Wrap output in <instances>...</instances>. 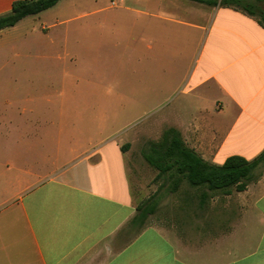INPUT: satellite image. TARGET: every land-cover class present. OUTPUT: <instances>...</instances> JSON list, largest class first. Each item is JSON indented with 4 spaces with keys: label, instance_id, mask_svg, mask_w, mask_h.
<instances>
[{
    "label": "crops",
    "instance_id": "1",
    "mask_svg": "<svg viewBox=\"0 0 264 264\" xmlns=\"http://www.w3.org/2000/svg\"><path fill=\"white\" fill-rule=\"evenodd\" d=\"M16 1L0 0V16ZM124 3L110 0L99 11ZM121 8L145 26L148 40L179 43V86L205 106L190 119L168 115L164 131L178 130L211 164L260 155L264 28L256 19L190 0H131ZM67 14L29 16L0 31V83L5 73L35 88L53 83L54 71L69 55L59 48L70 32ZM188 56L191 64L184 68ZM6 95L0 86V152L5 154L0 160V264H264V173L240 192L242 208L228 212L225 224L215 220L193 232L184 220L147 225L148 218L134 224L145 199L130 173L141 167L134 143L153 128L134 131L125 141L131 147L123 140L76 144L74 135L65 141L63 132L37 129L49 119L38 113L35 100L13 102ZM7 139H16L15 149ZM193 200L199 210L206 206L202 193Z\"/></svg>",
    "mask_w": 264,
    "mask_h": 264
},
{
    "label": "rangeland",
    "instance_id": "2",
    "mask_svg": "<svg viewBox=\"0 0 264 264\" xmlns=\"http://www.w3.org/2000/svg\"><path fill=\"white\" fill-rule=\"evenodd\" d=\"M130 1L119 4L117 10L104 12L99 10L108 8L110 0H62L47 12L34 16L45 19L53 15L54 18L56 14L68 12L67 17L72 19L67 26L70 32L67 40L59 42V48L68 50L69 55L54 71L52 84L44 82L42 88H35L5 73L7 79L0 86L12 101L13 98L18 102L26 98L36 101L38 113L49 119L39 123L37 129L52 128L63 132L64 137L74 135L76 144L88 146L101 140L125 142L134 131L153 128L150 136L143 135L134 143L133 153L141 167L130 171L145 201L158 191L162 181H155L157 171L144 160L142 150L149 142L161 138L167 128L163 124L165 117L181 115L190 119L205 106L197 97L186 96L179 86L175 76L182 61L179 43L148 40L144 35L145 26L134 23V14L122 11L121 7L128 6ZM117 12L124 15L114 16ZM190 60L188 56L184 68L190 66ZM207 108L211 113L212 107ZM15 142L16 139H7L6 144L15 149ZM126 144L131 147L130 142L123 143ZM4 155L0 152V160ZM132 162L136 163L134 159ZM199 193L187 182L176 193L164 188L159 195L157 212L146 224L184 220L193 232L195 226L204 230L215 220L225 224L228 212L242 208L240 192L233 189L230 197L220 195L210 199L199 210L193 200Z\"/></svg>",
    "mask_w": 264,
    "mask_h": 264
},
{
    "label": "trees",
    "instance_id": "3",
    "mask_svg": "<svg viewBox=\"0 0 264 264\" xmlns=\"http://www.w3.org/2000/svg\"><path fill=\"white\" fill-rule=\"evenodd\" d=\"M61 0H18L9 14L0 16V31L17 25L29 16H36L56 6ZM199 4L229 8L256 19L264 28V0H190ZM142 156L157 171L155 181H162L158 191L138 206L133 223L144 224L155 215L160 204V193L167 187L175 193L183 182L202 193V204L207 205L212 196L231 195L233 189L246 190L264 173V151L252 160L231 156L222 165L205 161L189 148L180 132L174 128L164 131L158 141L148 143Z\"/></svg>",
    "mask_w": 264,
    "mask_h": 264
}]
</instances>
